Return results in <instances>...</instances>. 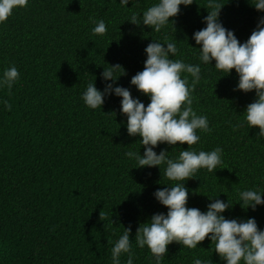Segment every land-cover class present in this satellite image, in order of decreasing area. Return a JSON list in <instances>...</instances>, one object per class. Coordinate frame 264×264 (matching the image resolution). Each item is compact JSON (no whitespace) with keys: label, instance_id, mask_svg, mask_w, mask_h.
<instances>
[{"label":"trees","instance_id":"1","mask_svg":"<svg viewBox=\"0 0 264 264\" xmlns=\"http://www.w3.org/2000/svg\"><path fill=\"white\" fill-rule=\"evenodd\" d=\"M157 2L132 0L121 7L119 0H28L0 23V77L12 66L20 74L10 91L0 88V100L12 106L8 111L0 104V264H112L111 248L128 227L134 264H149L147 247L135 245L137 229L153 214L167 213L153 193L177 182L163 175V166L135 168L125 157L130 150L143 155L144 148L139 136L127 133L120 98L112 95L93 110L81 97L90 83L102 91L104 68L119 64L124 73H116L115 86L129 88L147 106L149 98L130 81L143 71L144 50L153 40L175 42L173 59L201 66L192 107L208 118L211 131L197 130L200 140L190 147L223 149L215 171L200 169L185 181L187 207L203 212L208 198L218 197L233 205L223 213L226 219L255 218L264 230V206L253 211L239 204L241 191L264 192V138L243 114L255 91H234L235 70L227 75L214 68L215 61L202 64L192 49L198 47L193 33L206 27L207 0L181 5L170 18L174 24L159 33L127 22ZM253 2L219 0L220 22L241 43L264 17ZM90 17L105 22V34H92ZM161 149L175 159L188 145L160 144L157 154ZM214 247L208 238L195 249L174 242L162 264H192L194 256L225 264ZM126 260L122 255V264Z\"/></svg>","mask_w":264,"mask_h":264},{"label":"clouds","instance_id":"2","mask_svg":"<svg viewBox=\"0 0 264 264\" xmlns=\"http://www.w3.org/2000/svg\"><path fill=\"white\" fill-rule=\"evenodd\" d=\"M132 0H119L121 7H127ZM194 0H158L143 11L133 13L127 22L140 27L146 26L159 33L177 17L180 6H190ZM28 0H0V23H4L14 9L24 8ZM252 6L264 12V0H254ZM222 7L219 0H207L208 15L203 19L206 27L193 33L191 39L198 46V58L202 64L229 75L232 70L238 76L234 91L251 93L255 91V101L244 111V120L249 128H258V137L264 138V17L258 20L256 29L246 42L241 43L232 30L226 29L219 20ZM93 35H103L107 31L103 20L90 17ZM175 41H177L175 39ZM166 46V47H165ZM144 69L130 81L138 92L149 98L147 106L138 98H133L129 88L115 86L116 73L124 70L121 65L104 68L101 79L105 86L98 90L95 82L87 85L81 99L90 109L102 108L105 99L114 95L120 98V114L127 117L126 130L130 137L139 136L144 148L140 151H127L124 155L136 163L135 168H159L174 186H165L153 193L154 199L167 209V213H156L139 226L135 235V245L149 250V264H162L169 245L174 242L188 249H195L208 238L211 246L225 264H264V230L258 228L255 218L247 220L226 219L223 213L233 205L218 197L208 198L206 211L187 207L190 195L185 181L194 178L200 169L213 172L222 165L223 149L199 151L190 146L200 140L197 130L211 131L208 118L198 114L192 107L191 93L200 83V64L186 63L183 59H173L178 49L175 42L161 43L153 40L145 48ZM15 66L7 68L0 77V88L11 90L19 79ZM124 75V74H123ZM225 75V76H227ZM224 77V76H223ZM222 78V77H221ZM111 81V83H108ZM5 110H11L7 100H0ZM160 144L174 146L188 145L175 159L169 152L155 149ZM264 192L250 189L239 193V204L243 209L256 210L264 206ZM131 227L124 228L122 235L111 248L112 264H122L121 256L127 255L126 264H134V253L130 240ZM192 264H206V261L193 257Z\"/></svg>","mask_w":264,"mask_h":264}]
</instances>
